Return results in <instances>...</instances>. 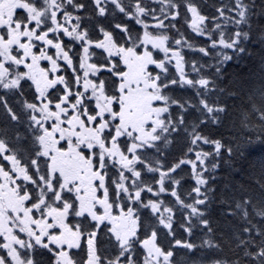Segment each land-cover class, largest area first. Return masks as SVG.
<instances>
[{
	"label": "snow or ice",
	"instance_id": "obj_1",
	"mask_svg": "<svg viewBox=\"0 0 264 264\" xmlns=\"http://www.w3.org/2000/svg\"><path fill=\"white\" fill-rule=\"evenodd\" d=\"M255 145L264 0H0V264H264Z\"/></svg>",
	"mask_w": 264,
	"mask_h": 264
},
{
	"label": "trees",
	"instance_id": "obj_2",
	"mask_svg": "<svg viewBox=\"0 0 264 264\" xmlns=\"http://www.w3.org/2000/svg\"><path fill=\"white\" fill-rule=\"evenodd\" d=\"M206 3L211 4L212 0H205ZM194 43H202V40L193 37ZM252 49V55H245L237 61L235 58L230 61L224 68L225 78L223 80V85H229V81L233 79L234 76L240 77L247 81L249 87H254L259 82L260 75V53L261 45L259 43L250 44ZM188 59H199V54L192 55L191 53H186ZM201 63L211 64V59L206 61L202 60ZM229 103H239V100L233 101L228 100ZM264 155V146L255 145L252 150V159L259 160V158ZM183 255V254H182ZM193 255H199V253H194Z\"/></svg>",
	"mask_w": 264,
	"mask_h": 264
}]
</instances>
